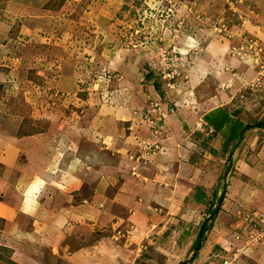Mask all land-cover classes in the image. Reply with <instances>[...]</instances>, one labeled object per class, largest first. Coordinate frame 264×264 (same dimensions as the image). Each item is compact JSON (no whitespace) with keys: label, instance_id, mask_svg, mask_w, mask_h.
I'll return each instance as SVG.
<instances>
[{"label":"rangeland","instance_id":"obj_1","mask_svg":"<svg viewBox=\"0 0 264 264\" xmlns=\"http://www.w3.org/2000/svg\"><path fill=\"white\" fill-rule=\"evenodd\" d=\"M215 108L251 127L237 147ZM143 163L190 179L165 202L148 188L134 248ZM31 247L48 264H264V0H0V264Z\"/></svg>","mask_w":264,"mask_h":264},{"label":"crops","instance_id":"obj_2","mask_svg":"<svg viewBox=\"0 0 264 264\" xmlns=\"http://www.w3.org/2000/svg\"><path fill=\"white\" fill-rule=\"evenodd\" d=\"M215 109H218V108H215ZM215 109H213V110H215ZM111 129H113V128H111ZM108 137L112 138V137H110V135H108ZM111 140L113 141V139H111ZM108 151H111V150H108ZM235 153L236 152L234 151V149L231 150V154H233V160H234ZM164 157H166V156L162 155L161 159L162 160L166 159ZM235 157L237 158L238 156H235ZM173 162H174V159L170 157L169 161L166 162V165L167 164L169 165V164H171ZM163 163H164L163 161H159V164H158V162L156 164L152 163L150 166H154L156 168V170H158L159 166H161V167L163 166ZM142 166H144V163H143ZM167 168H169V167H167ZM225 168L227 169V164L225 165ZM227 171H228V169H227ZM142 172H143L142 173V177L139 178V180H140L139 183L142 182V185L144 187L146 186V184H147V186L145 188H142L141 191L135 192V194L129 195L128 197L125 196V201L127 202V204H129V206H131V207H134L132 210L129 211V213L131 212L130 216L127 219V221L125 222V224H124V228L127 229L126 236L128 235L127 238H129L126 243L129 245V247L136 246V248H139L142 245H140V244L137 245L138 243H140V239H137L135 237V235H132V237L130 236L131 233L136 232L137 230H139L136 225H133L132 220H135L137 222L139 221V223L142 224L143 223V219H142V217L140 215L141 211L142 212L145 211L143 213L144 222H148L149 218H151V217L146 215L147 209L145 207L146 204L148 203V201H147L148 188L152 189V190L149 191L152 194L151 196L155 197L156 200L165 202L166 200H168V201L169 200H173V198H171V195L174 193L173 190L176 188V186H179V184H177L178 179H180V181L184 180L185 178L186 179L187 178L190 179V177H189L190 175L187 176V177H184L185 173H187V170H185V169H182L180 171L181 174H178L177 170L176 171H170V173H168V171H166V170H162V172L160 171L158 174H156V173L153 172V167H151L150 170H147V168L144 166V168H142ZM230 172H231V169H230L229 173ZM220 177L221 176H218V178H217L218 180L217 181H220ZM98 193H101V192H98ZM139 197H140V199H139V202H138V198ZM95 201H97L96 205L99 206L100 203H102L103 199H102V197H99L98 200H95ZM122 204H123V202H122ZM135 208H138V209H135ZM134 210H137V211H140V212H135ZM105 213H107V210H106ZM104 215H106V214H104ZM118 224H119V222H118ZM142 225H143V228H144V224H142ZM138 235H141V231L138 233ZM37 252L40 253L38 248L33 250L32 247H31L30 250H27L25 252L26 255L23 257V260L19 259V257L21 255H23V254H21L19 252H17V254L13 255L11 257V260L13 261L14 264H36L35 261L40 262V264H45V263L48 264V262L46 260H44V258H43V256L41 254L38 255V256L36 255ZM28 253L29 254L31 253V255H29ZM28 255H29V258H31V256H33V260L34 261H28V263H26L25 258ZM68 255H70V254H68ZM70 256L71 257H69V260L65 261L64 264H76L75 259L76 260L79 259V256L77 255V253H76V255H75V253H73Z\"/></svg>","mask_w":264,"mask_h":264},{"label":"trees","instance_id":"obj_3","mask_svg":"<svg viewBox=\"0 0 264 264\" xmlns=\"http://www.w3.org/2000/svg\"><path fill=\"white\" fill-rule=\"evenodd\" d=\"M230 118H231V121L229 120ZM233 118L235 120H233ZM205 120L209 124H211V126L214 127V130L216 132H219L222 135H224V138L228 139L227 142L230 145H233V143L235 144L236 141L238 140L239 136H241V134L244 135L245 128L246 129H250L251 128L249 125H245L243 122L238 120L236 117H234L233 115L229 114L223 108H218V109H215V110L209 112L208 114L205 115ZM222 126L229 127L231 129L232 133L229 134L228 131L222 132L221 131L222 130ZM233 129H234V131H232ZM214 153H216V150L214 151ZM229 158H230V156L228 157V160H229ZM199 200L200 201L201 200L204 201V198L201 197ZM215 211H214V213H215ZM216 214H217V212H216ZM208 228L209 227L204 223L203 226H202V229H201V231H200V233L198 235V238L196 239V242H195V246L196 247L200 244L201 240L204 237L205 231H207Z\"/></svg>","mask_w":264,"mask_h":264},{"label":"water","instance_id":"obj_4","mask_svg":"<svg viewBox=\"0 0 264 264\" xmlns=\"http://www.w3.org/2000/svg\"><path fill=\"white\" fill-rule=\"evenodd\" d=\"M243 139V134H241V136L239 137V139H238V142H237V144H236V146L235 147H237L239 144V142H240V140H242ZM235 149V148H234ZM233 163V154H231L230 155V158H229V160H228V166H227V169H231V167H232V164ZM215 212H217V210L215 211ZM201 248V242H200V244L196 247V251H198L199 249Z\"/></svg>","mask_w":264,"mask_h":264},{"label":"clouds","instance_id":"obj_5","mask_svg":"<svg viewBox=\"0 0 264 264\" xmlns=\"http://www.w3.org/2000/svg\"><path fill=\"white\" fill-rule=\"evenodd\" d=\"M240 137V136H239ZM239 139V138H238ZM234 149V148H233Z\"/></svg>","mask_w":264,"mask_h":264}]
</instances>
